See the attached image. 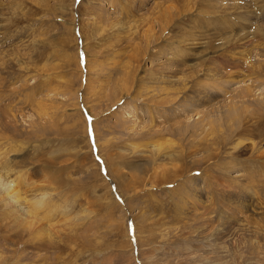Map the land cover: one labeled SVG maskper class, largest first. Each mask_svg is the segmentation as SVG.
Returning a JSON list of instances; mask_svg holds the SVG:
<instances>
[{
  "label": "rangeland",
  "instance_id": "rangeland-1",
  "mask_svg": "<svg viewBox=\"0 0 264 264\" xmlns=\"http://www.w3.org/2000/svg\"><path fill=\"white\" fill-rule=\"evenodd\" d=\"M158 12L168 13L172 22L163 34L156 20L149 44L147 22H155ZM99 18L95 38L87 33L83 39L79 24ZM133 24H138L134 34L125 29L135 31ZM85 46L100 77L92 76L99 95L90 91L88 106L86 78L80 75L86 74ZM76 54L80 65L73 60ZM178 54L183 60L176 59ZM247 56L253 70L244 61ZM202 67V75L212 69L213 79L200 76L197 82L206 83L192 82L191 96L202 93L201 106L189 107L185 122L198 118L194 109L200 107L204 115L222 119L216 123L222 132L206 134L199 148L187 144L188 157L176 160V168L169 157L152 158L140 147L135 152V144H142L135 135L149 124L145 113L156 110L142 102L157 87L154 73L196 76ZM239 76L260 77L249 100L264 101V0H0V117L5 125L0 136L19 147L11 157L15 168L25 166L35 186L50 193L46 222L56 232L54 239L39 240L33 227L17 226L0 206V264H264V217L235 208L242 193L221 186L224 179L236 176L245 183L251 177L260 187L247 190L248 204L264 201V113L260 118L246 112L241 123L246 133H229L233 122L224 106L239 93ZM126 81L131 82L129 94L135 90L128 98L122 90ZM137 92L142 100L135 98ZM39 101L47 103L42 118ZM11 108L16 120L5 115ZM80 112L83 118L75 114ZM157 120L154 130L171 124ZM172 139L180 142L178 136ZM183 182L180 188L188 193L177 192Z\"/></svg>",
  "mask_w": 264,
  "mask_h": 264
},
{
  "label": "bare ground",
  "instance_id": "bare-ground-1",
  "mask_svg": "<svg viewBox=\"0 0 264 264\" xmlns=\"http://www.w3.org/2000/svg\"><path fill=\"white\" fill-rule=\"evenodd\" d=\"M185 1L187 3V2H189L191 0H185ZM62 2H64V0H60L61 4H62ZM74 2H75V0H74ZM158 14H159L158 17H154L152 19V20H155V22L151 21V20L149 22H147L148 25H149V31L146 32L144 36L146 37V39H148L146 42L149 43V44L152 43L151 39L154 38V36H155L156 29H158V28H156V25L158 27V23H159V27L163 28V30L162 29L161 30H162V32L164 34L165 28L168 29V27L170 26V23L172 22V20L170 18V15L168 13L158 12ZM101 16H103V15H101ZM156 20H157L158 23L156 22ZM81 21H82V19H81ZM143 21L146 22L145 20H143ZM100 23H102L101 19L99 21H97V20L95 22L93 21L92 23H89V24H85L84 21L82 23H80L79 24L80 34L83 37V39H85V38L88 39L89 38L87 33H90V37L93 38L94 35L97 34V31L94 30V26L98 25ZM106 24H107V22H106ZM109 24H111V23H109ZM115 24H117V22ZM117 25L113 27L114 30L116 28H118ZM137 25L138 24H133V26H132L133 28L136 29L135 31H133V29L131 27H128V28L126 27L125 29H128L129 32L131 31L132 34H134V33H137V29H138ZM75 26H76V24H75ZM119 26H122V25H119ZM109 27H112V25H110ZM88 28H90L92 31L90 29H88ZM75 29L76 28L74 27V30ZM120 29L123 30L122 27ZM88 30H90V31H88ZM159 30H160V28H159ZM125 33H128V32L125 31ZM84 36H85V38H84ZM72 39L74 41H76L73 37H72ZM155 39H156V41H158L160 38L156 37ZM163 41H167V40H165V38H164ZM192 44L193 43L191 42V45ZM84 49H85V52H86V55H87L86 56L87 57V63H86L87 65L85 67L86 68L85 69L86 70V74L84 75V73H81L80 75H81V80L83 79V76H85V78H86V87L87 88H85L84 91H86L88 89L89 92L85 93L84 99H85V103H87V106H88V105H90L89 104L90 102H89V98H88V93H90V91H91L93 94L94 93L98 94V92L96 91V90H98L97 86H95V83L93 82V81H95V79H93L92 76L94 77V75H95L98 78H100V77L98 75L99 73H96L94 71V68H93V66L91 64V60L88 59V57L91 56L90 52H89V55H88L87 54L88 49H86V46L84 47ZM179 54L182 55L183 51H181ZM179 54L177 55V58H176L177 60H180V58H181V56H179ZM249 57L250 56L245 57L246 59L244 61H246V64L249 66V68L253 70L255 64H254V61L251 58H249ZM73 60H74V62L76 64H78V62H79V65H80V61L78 60V54H76V56L73 57ZM167 60L170 61V59H167ZM181 60H183V58H181ZM174 61H176V60H174ZM109 65H111V64H109ZM158 67H159V65H158ZM161 67H164V64ZM199 67H200V65H199ZM168 69H170V68H168ZM201 70H203V67L199 71L196 72L197 73L196 76H194L192 74L193 72H191V74L188 73L187 75H184V76L182 75L181 77H177V78H175V77L173 78L171 75H166L165 74L166 72H164V74H162L159 71L157 73H154V75H153L155 77L154 83L156 84L157 87H153V88L149 89L151 91L149 93L150 97L148 99L144 98L142 100L143 95L140 94L142 92H137V96L135 98H140V100H142L143 104H145L146 106L148 105L147 106L148 108L150 107V108H153V109H156V110H153V111L147 110L148 112L145 113L149 117V120H148L149 124L145 128L141 129L140 132H137V134L135 135V136L138 137V140L140 139V141H142L141 142L142 144L140 146L138 144L137 145L135 144V146H136V147L134 146L135 152H137L136 150H138V148L140 147V148L144 149V153L148 152L152 158L156 157V156L158 158L159 157H169V158H171V161H172L170 165H172V167L176 168L177 165H175V163H174L176 160L188 157V153L186 151L187 148L185 149L187 144L192 146V147L199 148L200 146H203L202 143L205 142L204 141L205 140L204 136L206 134H207V137H209L210 135H215V130H218V131L220 130V127H221L220 124H216V123L221 121L222 119L221 118H215L214 116H212L210 114L204 115V113L202 112L203 110H201L200 107H198L197 109H194L195 110V116H197V117L199 116V117L196 118L191 123L185 122L188 119V114H189L188 109H189V107L201 106V105H199V103H201L200 102V99H201L200 96H202V93L199 94L198 92L197 93L194 92V94H192V96H191L190 92H191V89H192L191 88L192 87V82L195 80L194 84H193V86H194L195 84L201 85L200 82L202 83V81L204 83H206L205 82L206 80L204 81L203 78H206L208 80L213 79V77H211V75H210V74H212V69L210 67H207V69H205V70H208V72L204 73L203 75L201 74ZM259 73L262 75L260 70H259ZM129 75H130V73H129ZM200 76H203V78H202L201 81L197 82V80H198V78ZM126 78H127L128 81L130 80V77L128 75H127ZM247 78H249V76ZM255 78L259 79L260 77L255 76L252 80L249 81L248 79L244 80L243 76H239L238 79H240V80L238 81V83L239 84L243 83V85L240 88L239 93H237V95L232 98L231 102H227L226 105L224 106L227 111L226 112L223 111V112L226 113L227 119L229 121L233 122L232 125L228 126V128L231 131L229 133L233 132L235 134L237 132V130H241V129H242V132H238L239 135H243V134L246 133V131L244 129L246 127L241 128V123L243 121V117H244V114H246V112H249V113L251 112V115L253 117L262 118V114L264 113V101H260V100L257 101V99H255L256 101H254V102H256V104H252L251 103L252 100L251 101L249 100V97L255 96L254 92H255L256 87H258V85H261V83L258 82L260 80H257V79L254 80ZM128 81L123 82V89H122L124 92L127 91V93L124 94V96L126 95V98L131 97V95H133V93H135V90H134V92L131 95L129 94V92H130L129 89L131 88V86H130L131 82H128ZM247 81H249V82L252 81V83L251 84L250 83L247 84ZM254 83H258V85L253 87ZM208 84H203L204 88H205V86H208V87L211 88V85L209 86ZM1 90H2V88H1ZM80 90H82V84H81V86L79 88V92H81ZM203 92H205V91L203 90ZM256 92H258V91H256ZM76 94L78 95V93H76ZM145 95H147V94H145ZM145 95H144V97H147ZM118 96L119 95H117V97ZM190 97L192 99H190ZM121 99H123V98L121 97L114 105H116ZM42 104H45V103H43L42 101H39L38 102V106H37L38 116L41 117V118H42L43 115L46 116V114H48L47 113V109H46L47 106H45V105H47V103L44 106ZM114 105H112V106H114ZM251 106H252L253 109H251ZM215 108H217V107H215ZM77 110H79V108L76 105L75 111H77ZM133 110L135 111L136 108L133 107ZM194 110H191V111H194ZM7 111H8V109H7ZM9 111L11 112L10 114L8 112H6V109H5V115L12 116V118L14 120H16V116L17 115L12 112L13 111L12 108H11V110L9 109ZM75 114L78 115L79 117L83 116L81 114V112H80V114H77V113H75ZM124 114H123V116L126 117ZM130 114H132V113H130ZM116 115H119V114L117 113ZM170 115H173L174 117L172 119H170ZM209 116H210V118H206V117H209ZM129 118H130V116L128 117V115H127L126 119H129ZM157 118L158 119L159 118H166V124H167V122L171 123L170 126H167V128L168 127L169 128L168 129L162 128V126H161V128H159V126H158L159 130H154V127H156L158 125V124H156V122L158 121ZM126 119H124V120L126 121ZM124 120L121 119L120 122L123 124ZM81 121H82V123L84 122L83 119H81ZM173 121H175V122H173ZM83 125H84V123H83ZM242 125H244V124H242ZM234 126L236 127V130H235ZM115 127L117 128V127H120V126L117 124ZM0 128H4L5 129V125L2 122L1 117H0ZM0 131H2V129H0ZM220 132H222V131L220 130ZM96 133H98V128H96ZM261 135H264V130L262 131ZM98 136H100V135L97 134V138H98ZM174 136H176V137L178 136L180 138V139H178L180 142L176 143L175 140L172 139ZM0 138H1V136H0ZM233 138H234V136L230 137V140H232ZM245 139H246V137H245ZM1 140H0V206L2 207V212L4 211L7 217H10L11 219H13V221L16 222V224H18L17 226H22L25 229H29V228L33 227L34 229L32 230V232L34 233V235H36L35 237L37 239H39V240H41V239L42 240H44V239H48V240L54 239L55 237H53V236H55V233H56L55 229H52L51 226H50V223L48 224V222H46V220L50 221V218L46 217L48 215V214H46V212L48 213L49 210L50 211L52 210L51 209L52 207H50L49 204H48L49 203L48 197L51 196L50 193L46 192V191H43V188L41 186H39V185H37L38 187L35 186V182H32L30 177H29L28 169L23 168L25 166H22V167L19 166V168H17L18 167L17 166L15 168L16 165L14 164L15 163L14 159H12L11 157L14 155V153L17 152L19 147L17 145H14L11 142H7V140H4L2 138H1ZM252 140L253 139L249 140L250 143H251L249 145L253 149L254 145H255L254 144L255 142H253ZM14 142H16V141H14ZM21 142H19V143H21ZM200 144H202V145H200ZM238 148L241 149V148H244V146L238 147ZM263 148H264V145H263ZM143 149H141V150H143ZM234 149L236 150L237 146ZM141 150H138V151L141 152ZM258 151H260V150H258ZM177 154H179V155H177ZM260 158H262L260 160H264V155H262V157H260ZM261 163H262V161H261ZM117 175L120 177V174H117ZM206 175H207L206 171H203L201 178L203 179ZM206 179H208V178H206ZM237 179L238 178H236V176H234V178L232 177L231 181H228V180L224 179L223 180V184L222 185L220 184V185L224 186L225 188H232L234 190H239L242 193L240 195V197L237 198L238 201L233 203V204L236 205V206L234 205L235 208H238L241 211L244 210V209L250 208V212L249 213H251V215L253 213V217L252 218H254L255 215H259L260 216L259 218H263L264 217V201H262L261 198H258L256 202H253V201H255L254 199H253V201L251 200L252 203H254L255 207L252 204H248V202H249L248 198L250 196L247 193V190L249 192H252L251 189H253V187H258L259 188L260 186H258L254 182L255 180L253 178L248 177V176H246V179H245L246 182L244 181L245 183H243L240 178H239L240 180H237ZM209 182H210L208 184L209 186L207 185L208 187H210L212 185V179L211 180L209 179ZM214 183H213V185H214ZM178 185L179 186L177 187V192L181 191V192L188 193L187 189L180 188L181 186L182 187L186 186L185 182L180 183V184L178 183ZM154 186H156V185H151L150 187H152V189H153ZM217 186L220 187L219 184H217ZM208 187H205V188H208ZM261 187H262V185H261ZM28 188H30V189H28ZM193 188L194 189H191V190L198 191V189L196 187H193ZM211 189H214V187L211 188ZM256 194H259V191H257V193H255V195ZM195 196H196L197 200L200 201V203H202V202L204 204L207 203L205 201H201L200 200L201 197L198 196V192L195 193ZM263 197H264V195H263ZM50 198H49V200H50ZM205 207H208V205H205ZM53 210L54 211H56V210L63 211V209H61L60 207L53 208ZM58 212L60 213V211H58ZM55 217L56 216H53V218H55Z\"/></svg>",
  "mask_w": 264,
  "mask_h": 264
}]
</instances>
